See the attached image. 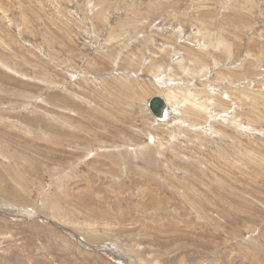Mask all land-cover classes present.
<instances>
[{"label":"rangeland","instance_id":"rangeland-1","mask_svg":"<svg viewBox=\"0 0 264 264\" xmlns=\"http://www.w3.org/2000/svg\"><path fill=\"white\" fill-rule=\"evenodd\" d=\"M0 264H264V0H0Z\"/></svg>","mask_w":264,"mask_h":264},{"label":"water","instance_id":"water-1","mask_svg":"<svg viewBox=\"0 0 264 264\" xmlns=\"http://www.w3.org/2000/svg\"><path fill=\"white\" fill-rule=\"evenodd\" d=\"M147 107L155 118L161 119L167 107V102L164 97L155 95L149 99Z\"/></svg>","mask_w":264,"mask_h":264},{"label":"bare ground","instance_id":"bare-ground-1","mask_svg":"<svg viewBox=\"0 0 264 264\" xmlns=\"http://www.w3.org/2000/svg\"><path fill=\"white\" fill-rule=\"evenodd\" d=\"M164 98H165V100H166V102H167V107H166V110H165V112H164V115H163V118H162V119H157V118H155V119H157L158 121L163 120L164 117H165V115H166V113H170L169 104H170V102H171L172 97H171L170 94H167L166 96H164ZM168 103H169V104H168ZM162 123H163V122H162Z\"/></svg>","mask_w":264,"mask_h":264}]
</instances>
